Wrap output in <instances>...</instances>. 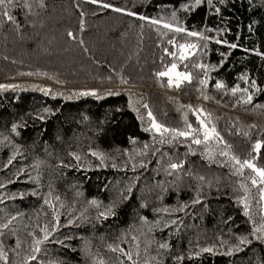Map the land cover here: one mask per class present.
Listing matches in <instances>:
<instances>
[{
	"label": "trees",
	"instance_id": "16d2710c",
	"mask_svg": "<svg viewBox=\"0 0 264 264\" xmlns=\"http://www.w3.org/2000/svg\"><path fill=\"white\" fill-rule=\"evenodd\" d=\"M192 3L193 0H5L0 5V84L13 85L0 89V182L12 180L19 168H26L19 178L0 188V193L9 197L0 198V223L7 222L8 215L15 217L6 230H0V245L8 257L7 261L0 259V264H24L31 250L29 232L39 235V227L51 220L47 205L42 206L43 195L33 196L28 190L48 193L49 185L52 195L66 203L60 211L62 226L54 234L62 243L51 239L43 246L44 251L27 264H92V256L103 258L106 264H114L119 256L123 264H131L106 245L118 244L128 251L132 236L141 230V259L143 241L150 237L155 242L149 246L148 254L156 256L159 264H264V241L252 239V228L261 221V185H252L251 169L236 174V166L227 157L219 156L220 151L229 150L241 161L254 160L258 167H264V56L257 54L264 53V0H224L223 4L212 0L211 5L201 0L194 8L181 7ZM105 4L113 7L106 8ZM4 11L13 20H7ZM174 11L188 31L205 29L206 36L228 44L213 40L204 48L197 37L152 23V18L169 22ZM209 28L212 31L206 30ZM69 31L73 33L71 37ZM174 38L175 44H169ZM180 43H196L203 51L181 60ZM232 43L237 47L230 48ZM173 63L177 71L190 73L191 81L169 86L167 76H156ZM197 63L215 67H210L205 76V70L195 67ZM245 73L247 83L239 78ZM201 78L207 81L206 86L200 84ZM217 80L225 87H214ZM252 80L257 84L252 101L240 103L243 93L233 94L231 88L238 85L252 92ZM89 89H96V94H80ZM130 100L136 110L129 107ZM145 103L147 108L143 107ZM45 108L51 112H43ZM197 108L211 114L209 127L215 126L229 149L216 140L196 145L191 138L172 140L171 134L162 138L144 130L150 122L148 111L168 128L183 130L186 123L199 128L194 114ZM39 114L45 119L40 120ZM13 124L17 125L15 132L11 130ZM165 139L172 142H162ZM256 140L262 142L259 152L253 148ZM145 144L148 150L135 158L143 159L147 166L133 169L129 156ZM16 145H20L19 154L4 168ZM206 147L216 154L207 157ZM89 148L113 159L99 166L100 161L88 152ZM125 149L128 156L124 155ZM71 152L81 155L80 163L69 155ZM35 159L43 162L39 170L41 188L27 178L36 174L30 168ZM180 160L185 162L180 169L165 170L166 165ZM113 163L117 167H112ZM133 178V191L124 200ZM240 183L248 185L254 223L238 203L237 198L244 195ZM22 191L28 194L23 198L15 195ZM198 191L200 203L190 204L198 198ZM93 198L103 206L118 201L116 215L97 219L98 211L104 209L89 207L87 201ZM180 204L189 207L174 211ZM164 208L169 211H154ZM80 211L86 219L77 218L67 225V219ZM16 213L21 215L17 217ZM141 216L146 218L143 225ZM169 219L176 222L175 226L164 227ZM155 221L163 223L153 224ZM239 235L248 236L251 243L232 255L222 254L228 245L221 250V241L237 244ZM161 243L168 247L160 249ZM210 245L217 246L215 254L200 252L190 256Z\"/></svg>",
	"mask_w": 264,
	"mask_h": 264
},
{
	"label": "snow or ice",
	"instance_id": "6c2138e0",
	"mask_svg": "<svg viewBox=\"0 0 264 264\" xmlns=\"http://www.w3.org/2000/svg\"><path fill=\"white\" fill-rule=\"evenodd\" d=\"M91 2L97 3L98 0H91ZM208 2L210 5L212 4V0H208ZM8 3H11V0H8ZM200 3H201V0H193V3L191 5L182 4L181 7L184 9H189L190 7L194 8L196 5H199ZM220 3L223 4L224 0H220ZM4 4H5V0H0V5H4ZM27 6L28 5L25 4V7H27ZM104 7L112 8L113 5L105 4ZM114 10L118 11V12L126 11L123 8H115ZM216 11L219 12V8H217ZM128 14L132 15V16L138 15V13H136V12H129ZM81 15H83V13ZM3 16L7 20H10V21L13 20V17L11 15H9V13L7 11L3 12ZM140 18L144 19V20L150 19L149 17H145V16H141ZM152 23L153 24H163L164 28L169 29V30H173L176 33H186L187 36H189V37H197L203 42L204 48H207L208 42L213 41V40H215L216 43L228 44V41H226V40H219V39H216V37L206 36L204 34L205 29H201L200 31H188L185 27L182 26L183 21L178 20L177 13L175 11L172 13L169 22H165L162 18L161 19L152 18ZM81 27H83V21L82 20H81ZM206 30L212 31V29H210V28L206 29ZM68 35L71 37L73 35V33L71 31H69ZM81 43H83V41H81ZM168 43L174 45L175 44V38L172 40H169ZM229 47L230 48H236L237 44L232 43L229 45ZM179 50H180V59L181 60H184L186 57L191 56L194 52H196L198 50L203 51V49H201L199 47V45L196 43H180L179 44ZM165 51H168V50L165 49ZM257 54L264 56V53H257ZM172 55L175 57L174 52L172 53ZM195 67L198 69L205 70V76H207L208 69L210 67H215V66L214 65L209 66V65H206L203 63H197L195 65ZM176 69H177V65L175 63H173L167 67L166 71L157 72L156 76L157 77L167 76L169 78L168 79L169 86H172L173 84H175L176 86H179L184 81H191L192 77H191L190 73L177 71ZM239 78L244 80L245 83H247V81H248V76L246 73L241 74ZM121 81L126 82V80L122 77H121ZM200 84L206 86L207 81L204 78H201ZM5 87L11 88V87H13V85H11V84H9V85L0 84V89L5 88ZM214 87H216L217 89H222L225 87V85L223 84V82L221 80H217ZM251 87H252L253 91L249 92L247 87L244 89H240L238 85H235L231 88V92L233 94H236L238 91L242 92L243 95L241 96L239 102L240 103H250L253 99V93L255 91H257V84H256L255 80L251 81ZM80 94L81 95L96 94V89H89L86 91L82 90L80 92ZM204 98L207 99L208 97L205 96ZM129 107L133 108V110H136L133 107V103L131 100L129 101ZM143 107L147 108L148 105L145 103L143 105ZM189 107H191V106L189 105ZM43 112H51V110L45 108V109H43ZM194 114L196 115L197 121L199 123V128H193L192 124L186 123L185 128L183 130H181V129H177V128H168L165 125L157 122V120L153 117L152 112L148 111L147 116H148L150 122L148 123V126L144 130L153 132L154 134H159V135H161L162 138H163L164 134H166V133L171 134L172 140H174L176 137L191 138V143L196 144V145H200L202 143L206 144L212 140H216L219 144L224 145L225 149L230 148V146H228L226 144V142L223 140V138L220 136V133L217 131L215 126L209 127V125L211 124V114L210 113L206 114L203 112V109L197 108L194 110ZM38 118L40 120H44L45 116L42 114H39ZM138 119H142V117H140L138 115ZM16 128H17L16 124H13L11 126V130L13 132L16 131ZM245 135H247V133H245ZM201 136H202V139L200 138ZM3 140L7 141L8 144L12 143L10 140H8L7 137H3ZM172 140H166L165 139V140H162V142H169L170 143V142H172ZM261 144H262V142L260 140H256L255 144L253 145L254 150L259 152ZM15 148H16V151L10 153L7 162L3 165L4 168H8L12 164L13 159L19 154L20 145H16ZM147 150H148V145L145 144L142 149H135L133 156H129L128 163L132 164L133 169H136L137 167H146L147 166L144 164L143 159H136L135 158V157L142 156L143 153L146 152ZM189 150L191 151V149H189ZM88 152L93 157H95L97 160L100 161L99 166H104L106 159H113L112 157H106L105 154L102 152L93 151L91 148L88 149ZM205 154L207 157L211 158L216 153H215V150L209 149L206 147L205 148ZM69 155L73 159H75L77 161V163H80V161H81V155L80 154L75 153V152H71V153H69ZM124 155H126V156L129 155L127 149L124 150ZM219 156L227 157L233 163V165L236 166V174L242 175L245 168L251 169L252 172L254 173V175L252 177H250L252 185H257V184L261 185V187L259 188V202H258L261 221H260V224L258 226H255L252 228V239L256 240V241H264V167H258L256 165V163L254 162V160L245 159V160L241 161L239 159V157H237L236 155L231 153L229 150L220 151ZM42 163L43 162L41 160L35 159L33 161V164L30 166V168L32 170H34L36 172V174L35 175H28V177H27L28 180L34 181L36 183L37 188L43 187V185L41 184V176H40V171H39ZM184 163L185 162L183 160H180L178 163L177 162L169 163L168 165L165 166V170L169 171V172H171L172 170H178L183 166ZM81 166H84V165H81ZM67 167H71V165H67ZM112 167L115 168V167H117V165L115 163H113ZM125 167H127V165H125ZM25 172H26L25 167L19 168L13 174L12 180H4L3 182H0V188H3L4 185L7 183H12L13 180L19 178L20 175L25 173ZM197 179H199L200 181H203L204 178L203 177H197ZM135 183H136V178H133L126 188V191L129 193V195L123 196L122 199H124V200L129 199V197L133 191V185ZM238 183H239V181H238ZM240 188L243 191L244 195L237 198L238 203L243 206L244 214L249 217L250 222L254 223V221L252 220V212L250 210V206L252 203V197L249 194L248 185L244 184V183H240ZM28 191L33 196L43 195L44 198L42 200V206L47 205L48 209L50 210L51 220L49 223H45L39 227V235H37L34 232H29V236H31V238H32L31 239V250H30V254H26L24 264H27V261L35 260L36 254L43 252L44 251L43 246L46 243L50 242L51 239H54L56 244L62 243V240L57 238L54 234H57L59 232L60 227L62 226L60 224V211L62 208L66 207V203L61 201V198L58 195L57 196L52 195L50 185H49V192L48 193H42L40 191H37V189H29ZM27 194H28L27 192L22 191V192L16 193L15 195H19L21 198H23ZM77 195H79V193H77ZM197 197L198 198L190 201V204H192V205L199 204L200 200L202 199V196H200L199 191L197 193ZM0 198L8 199L9 197L3 193H0ZM117 203H118V201L109 202V204L107 206H103L102 203L100 201H97L95 198L87 201V205L89 207H93V206L96 208L103 207V209H104L103 211H98L97 217H96L97 219H107L109 216L116 215ZM73 204H75V200H73ZM188 207H189L188 204H180L177 209H174V211H185V209ZM68 211L70 213H72L73 209L68 208ZM154 211H156L158 213L161 211L168 212L169 209L168 208L155 209ZM20 215H21L20 213H16L17 217ZM38 215H42V213L38 214ZM77 218L86 219V217L84 216V212L80 211V212H75L74 214H72L71 218L67 219V221H66L67 225H72L74 223V221L77 220ZM14 219H15V217L8 215L6 218L7 222L0 223V230H6L8 228V222L13 221ZM139 220L141 221L142 225L146 223V218L143 216L139 217ZM159 223H163V222L162 221L153 222V224H159ZM175 223L176 222L174 220L169 219L167 224H164V227H167L168 224H172L175 226ZM151 230H152V227L149 226L147 229L148 233H150ZM140 235H144V232L142 230L139 232L138 235L132 236L131 247L128 251H125V249L120 248L118 244L117 245L107 244L106 247L113 252H118V253L122 254L124 257L127 258L128 261L131 262V264H159V261L157 260L156 256H150L148 254L149 246L155 242L150 237H145V239L143 241L144 257H143V259H141V257H140V250H141L140 249V243L141 242L139 239ZM66 239H71V237H66ZM236 240H237V244H230L229 241H227V240L221 241V244L219 245V248L221 250L223 249L224 245H228L227 251L222 252V254L232 255L234 252L241 251L242 245H249L251 243V240L246 235H239L236 237ZM19 244H20V241L18 240L17 241L18 247H19ZM166 247H168L167 243L159 244L160 249H164ZM216 250H217L216 245H210V246L200 248L199 251H197V252L190 253V256H198L200 254V252H208V253L215 254ZM133 252L136 253V259H133ZM89 254H90V252H89ZM0 259L5 260V261H7V259H8L7 253L3 250L2 245H0ZM91 259H92V264H106V262L103 260V258H98L96 256H92ZM42 264H43V262H42ZM48 264H57V262L49 261ZM114 264H123V261L120 260L119 256H118L117 260L114 262Z\"/></svg>",
	"mask_w": 264,
	"mask_h": 264
},
{
	"label": "rangeland",
	"instance_id": "374dc122",
	"mask_svg": "<svg viewBox=\"0 0 264 264\" xmlns=\"http://www.w3.org/2000/svg\"><path fill=\"white\" fill-rule=\"evenodd\" d=\"M72 65H74L73 63H71ZM167 70V69H166Z\"/></svg>",
	"mask_w": 264,
	"mask_h": 264
}]
</instances>
